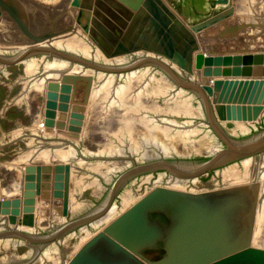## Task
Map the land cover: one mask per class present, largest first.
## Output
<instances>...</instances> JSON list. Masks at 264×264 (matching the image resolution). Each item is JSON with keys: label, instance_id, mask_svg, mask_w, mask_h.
<instances>
[{"label": "bare ground", "instance_id": "bare-ground-1", "mask_svg": "<svg viewBox=\"0 0 264 264\" xmlns=\"http://www.w3.org/2000/svg\"><path fill=\"white\" fill-rule=\"evenodd\" d=\"M141 14L143 15V18L140 20L139 26L136 27L135 33L140 34L142 42L143 40H146V43L145 45L139 43V46H137L136 48L137 49L143 48L158 52V45L155 43L154 35L150 31H148L149 15L139 12L137 22L139 21V16ZM177 17L179 18L178 15ZM226 22H225L226 25H228L229 27L232 26L231 21H226ZM234 26H242L245 27L242 30H247L251 26V23L242 22ZM223 29H224V25L220 27L214 26L213 28L208 29L205 33H201L199 35L196 34L198 40L200 39L199 42L201 41L202 43H200L201 47L199 48V50L194 53L193 64H195L196 59L200 55L206 57L214 53L215 50L210 51L209 49H207L206 43L210 40L209 37H213L214 39L213 34L216 32L220 33L221 31H223ZM261 32L264 33V31ZM135 33L133 34V38L136 36ZM71 37H76L78 38L79 41L87 40L84 31L82 29L77 28L76 26L73 32L59 36L56 39L46 41L38 46H32L28 48L23 46L3 47L0 45V61L3 59H6L7 63H10V61L11 62L15 61L16 65L25 67V70L29 74V75L26 74L27 77L28 76L32 77L30 79V82H27V79L24 82L26 85L25 93H28L29 91H33V93L34 92L36 93V90L39 91L41 89L46 91L50 83L51 84L53 83L51 81H53L54 79L60 80L62 78L63 81H65L64 78H70V79L73 78V80L76 81L75 85L72 86L73 88L72 90L75 93L74 96L76 102L79 100L77 102L78 104L79 102L86 103L88 107V112H87V114L89 115L87 116L88 122L85 125L86 128L84 130L86 134L88 133L89 139L91 140L92 138H94V133L91 130L93 128V124L95 123L97 124L101 122L103 129L107 128L108 131H113L110 133L111 136L112 134H114L115 136H119L118 134L121 133V135L127 137L126 138L127 140L130 139L131 141L130 143H128L127 140L123 139L124 141L121 142L123 145L121 147L118 145L117 151L111 150L110 148H109L110 152L105 148L102 149L101 151L96 150L94 152L91 149L86 150L91 152V155L92 154L94 155L96 153L95 157L99 155L105 158L101 162L92 163L88 161L89 159L86 160L79 157L75 149L69 147L63 149L62 147L63 145H65L63 143L66 142V141L62 142L64 139H68V140L70 139L75 143H78L80 140L84 139L82 135L85 136V134L82 133L78 135L76 132H75L76 134H74V132L73 134L70 133L68 134L67 132L66 133L60 132L62 134L60 135L57 134V137L59 136V138L57 137L55 138V139H59L57 142H51L50 144H46L41 149L38 148L39 149L38 151L35 150L34 152H32L33 154L31 159L33 161V164L37 165V167H41V164L43 163H50L54 167L58 164L70 166V171L72 167L87 168L88 170L99 173L100 176L105 178L107 183H110L111 181L113 182L115 178L116 179L119 178L121 174L125 173L126 170L130 169V167L132 168V165H134L133 162H138L140 165V164L159 161V160H184L194 157H210L212 155H215V153H218L222 149V145L218 142L217 137L211 132L212 130L207 128L208 117L205 113L202 99L198 95L193 94L192 92H189L184 88H180L182 87V85L178 84L177 86L176 85L177 83L174 81V79L170 77V75H168V73L165 70L157 67L154 64L156 63L161 64L166 69H171V71H173L178 77L179 75H182L183 77H187V79H189L188 80L189 83L195 82L196 84H198V86L204 87L206 86L205 85L206 78L204 75H202L201 72L197 70L196 67L189 68L188 66L187 68L182 69L179 64L177 65L173 64L171 60L168 62V59L164 58L163 56L162 58L150 56L147 54L146 51L138 54L136 53L128 54L127 52H124L120 55H115V57H112L107 55L101 48L97 49L94 45H90L86 42H85L86 44H84L83 42L79 43V41H73ZM129 37L130 34L129 36H126L125 40L132 44L133 41L129 39ZM225 40H227V43H233L231 37H228ZM262 51H264V49ZM23 53H25L26 56L21 58V60L18 59V57L21 56ZM39 53L42 54L49 53L52 55H57L59 57L54 58L55 60H52L51 56L49 57L48 55H42L40 58L31 57ZM241 53H249V52H241ZM62 57L74 58L78 60L81 59L87 65L84 66L81 64H74L70 60L64 59ZM142 58L150 59L149 61H147V63L149 64L142 63L143 66L141 67H146V68H141V69L138 68L137 70L134 69L133 71L126 73H116V74L104 73L101 71H95L94 69L87 67L90 66L89 64H95L103 67L119 68V66L130 65L133 61H137ZM44 63L46 65L44 68L46 71H43L42 72L43 74L42 73L38 74V72L41 71L39 70L41 64ZM8 66L9 65L7 64L0 63V74L4 72V70L2 69H7ZM216 76H220V75H216ZM249 76L250 75L241 76V77L248 78ZM216 82L217 81H215L214 83ZM213 88L215 90H218L219 88L221 89L222 86L220 87V84L216 83L213 85ZM23 93L24 92H22V94ZM29 93L31 94V92ZM155 93L157 96L155 95ZM159 101H162L165 107H168L170 109L169 112L170 111L173 113L179 112L181 114L185 112V115L192 117L190 119L194 118V120L188 119L189 120L188 122L183 123L181 125L180 124L177 125L176 122H173L172 120L173 125L170 124L171 122L169 123L170 125L167 124L166 122L165 125H161L160 121H158L159 119L156 116L155 117L151 116L147 112L140 113L139 116H137L135 115V112H133V111H141L142 109H145V111H153V112L157 111L159 109L158 106ZM99 110L103 111V117H105L111 112V116L117 118L113 119L112 117L109 120L112 124H110V122L107 120L103 121L104 119L100 121V118H97L99 115L98 113L100 112ZM131 118L132 119L135 118V119L131 120ZM156 118L158 120H156ZM139 119L141 121H138ZM204 119L205 120L207 119L206 120L207 122ZM178 127L181 129H178V131L176 130L177 132V133L175 132L176 134L168 135L167 137L168 139L169 138L178 139L180 136L182 137L180 139L181 142L178 141L179 142L178 145L175 142V144L173 143V145L171 144L170 146L161 144L160 139L163 138L164 140L167 139V137L161 138L159 133L165 132L168 134L171 133L172 131V130L170 131V129L172 128L174 129ZM223 127L226 128L227 133L232 137L246 136L250 132H253L256 128L255 123H251L249 125L243 122H237L233 127H229L226 125ZM108 128H110L111 130ZM38 129L39 128L37 127V132L45 131V128L44 130H41L40 128L39 131ZM87 129L89 130V132L86 131ZM46 132L50 133L52 132V130L46 129ZM48 133L47 134L45 133V135L47 136L52 135ZM99 135L100 134H98V136ZM196 135H199L200 139L199 138L192 139V137ZM95 137H96L95 139H97V135ZM105 144H102V146H104ZM167 144L169 143L167 142ZM94 149H97V147H95ZM104 151L106 152L108 151V152L106 153ZM41 159H44L45 161L42 162ZM113 159H120V161H113ZM29 162L31 161L29 160ZM27 167L28 166H26V170ZM28 169H30V165ZM21 171L23 173L24 170ZM21 171L16 170V172H21ZM95 179H93V183H92V186H96L95 187L96 189L94 190L93 194L96 196L97 199H100L106 193L107 186H105L106 184L104 185L101 182H99L98 179L97 180ZM90 182L88 181V183ZM140 184L141 185L133 184L128 188H126L129 191L124 192V194L121 196V199L119 201L117 202L114 201L112 207L106 213H104L102 217L98 219L96 222H93L91 225L87 227L85 226L84 228L74 232L73 234H70L69 237L67 236V238L64 237L63 239L54 242V244L52 243L53 245L50 244L51 246L48 247L45 251H43L41 254L39 253L42 250L39 251L38 253V251L34 249L36 251L35 253L36 255L32 254V250H30L27 254L18 256L15 253H13L11 250L20 247L21 245H23V242L20 240H13L12 244H14V248L12 247V249L10 250L11 253L9 252L8 257H6L5 260H3L4 258L3 259L1 258L2 260L0 259V264H12V263L26 264L24 262L27 259H31L33 257L34 260L31 261L29 264H63L64 262L62 261L64 260V257L65 258L67 257L65 263L69 264L70 263L69 261L76 256V253L81 251L93 238L97 237L101 232H103L106 227H108L112 222H114L117 218H119L125 211H127L130 207H132V205L143 199L146 195H148L157 188H163L170 191H177L183 194H187L186 196L190 197V199L197 200V202L205 201L210 205H217V203H219L225 197H232V196L242 200V202H244L246 206L249 204L251 205L253 201L255 202L256 213L255 216L253 217L254 230L252 236V243L253 245L258 246L261 244V239H264V152L256 156L244 158L242 160L224 166L220 169H217L212 180L208 183L202 182L201 179L186 180V179L175 178L173 176H169L165 174H160L156 178H152L151 176H146L142 178ZM17 185L19 187V184ZM137 186L139 187L136 188ZM146 188H151L152 190H150L149 192L147 191L146 194L144 193V190ZM210 189H214L215 193L207 194ZM194 190H198L200 195L190 194L194 192ZM20 191L16 190L17 197L13 198L12 201L13 205L19 204L20 206V203L23 202V201L22 202L17 201V200L21 201L20 197L22 198L21 196L22 192ZM74 199H76V197ZM72 202L73 200H71V202H69L68 204ZM73 203L72 205H74ZM23 204L24 203H22V205ZM76 208L77 206H75L73 209L72 208L70 209H72L73 210L72 212H74ZM83 208L82 210L87 211L88 206L85 209ZM15 210L17 211V207ZM164 210L165 209L162 208H156L153 209L152 211L150 210L148 212V215L151 214L152 216H154V213H160L161 211L166 212L167 209L165 211ZM172 218L174 219V216ZM65 221L69 222L66 216L61 221H56V223L54 222V224L51 225V228L52 226L54 227V229L52 230L56 231L60 229V227L66 224ZM18 222L20 221H14L13 223H9V222H5L3 219L0 218V237L5 236L3 235L4 233L2 232H5L8 228L10 229L9 231H11V229L14 228L16 229L15 232L18 231L19 234L23 233V234H28L29 236L30 235L37 236V234H39L40 230L38 228L28 229L27 227L23 226L21 222L20 225L16 224ZM7 223L9 224V226ZM13 236H18V235H13ZM73 238H77L79 240L76 247H74L75 245H72L71 243L72 241H70ZM9 242L11 241H8L7 243ZM6 245L9 246V244ZM6 245L4 246L6 247ZM262 248L264 249L263 246ZM89 254L93 258L102 262L103 264H137L135 261L127 258L126 256L113 251L112 248H110V246H108V244H106L104 241L100 242L98 245L92 248L89 251Z\"/></svg>", "mask_w": 264, "mask_h": 264}, {"label": "rangeland", "instance_id": "rangeland-1", "mask_svg": "<svg viewBox=\"0 0 264 264\" xmlns=\"http://www.w3.org/2000/svg\"><path fill=\"white\" fill-rule=\"evenodd\" d=\"M38 1H41L42 3H45V4L53 5V4H56L59 0H38ZM119 1L125 4L126 6L131 7L133 10L137 9L141 5V0H119ZM163 1L164 3H166V5H168V7L172 10V12L176 16L177 15L179 16V18L181 19L179 20L182 23H184V25L187 26L188 28L206 29V28H213L214 25H217L220 27V26H223L222 22L224 23L226 21H231L232 26L237 25L242 22L251 23V26L249 27V29L241 30L237 36L231 38L233 43H227V40L217 39L218 33L217 32L214 33L213 34L214 39L213 37H209L210 40L206 43L207 49H209L210 51L215 50L214 53L206 57L202 55L199 56L196 59L198 63L195 61V64H192L191 66H189V68L196 67L197 70L201 72L202 75L205 76L206 78L205 85H209L211 87H213V85L216 83H219L221 87L223 86L224 81L227 79L235 81L236 87L234 88V90H232V92H230L229 96L222 95V89H223L222 87L221 89L219 88L218 90H216L214 96L210 99V101H212L211 102L212 108L218 110V112H220V115H223V117H225L226 119L223 121L224 123L223 126L226 125L229 127H233L235 126L237 122H243L249 125L251 123H255V127L258 130L257 132L264 130V77L255 76V75L261 74L260 73L261 69H264V63L262 62L260 58H257V57H261L264 55V51H262L264 49V33L261 32V31H264V29L260 27L261 25H264V0H227L226 3H223L220 0H209L208 2L207 1L204 2V0H163ZM204 3L206 4V7H204ZM98 6L99 7L94 6V9L91 11L86 10V9L79 10L77 14L76 26L77 28L82 29L84 31L88 41L86 39H85L86 41H84L83 39H82L83 41H79L78 38L76 37H71V38L73 41H79V43L83 42L84 44L88 43L90 45H94L97 49H100L96 41L88 33L91 23L93 22L94 24L97 25L98 21H100L101 19V20H105L107 22V25H109V27L114 28L116 26V22H119L122 25H125L124 24L125 22L118 14H116V12H114L110 8L103 5L102 2H99ZM142 18H143V15L141 14L139 16V21L136 23V26L133 29L131 36L129 37V39L133 41L132 45L134 46L133 47L134 49L137 46H139V43H142L140 34L135 33L136 27L139 26L140 20ZM219 29H222V28H219ZM134 33L136 34V36L133 38ZM127 48L128 47L124 45L122 46L123 50L121 49L118 50L117 48L115 49L114 53L115 55H120L124 52H127L128 54L130 53L138 54V53L146 51L147 54L150 56L160 57V58H162L163 56L164 58H166L164 55L158 53L157 51H152V50L143 49V48L138 49V50L132 49L131 51V50H127ZM241 52H249V53H241ZM42 55H48L49 57L51 56L52 60H55L54 58L59 57L57 55H52L49 53H44V54L39 53L31 57L40 58ZM115 55H112V57H115ZM169 61L170 60L168 59V62ZM171 62L176 65L178 64L176 60L171 61ZM74 64H77V63H74ZM45 66H46L45 63L41 64L39 68V70L41 71L38 70L39 71L38 74L42 73L43 71H46L44 69ZM141 68H146V67H141ZM2 70H4V72L0 74V77H1L0 79V195H1L0 196V218L3 219L5 222H9V223H13L14 221H20L22 225L27 227L28 229L38 228L40 232L39 234H37V236H45L48 234V232L53 231L52 229H54V227L52 226L51 228V225H53L54 222L56 223V221H61L63 218H65L62 211L65 210L66 203H67V209L69 210V215L67 219L69 221L79 219L82 216L87 215V213L90 212L91 210L94 211L95 209H97L104 202V200L106 199L108 195V191L110 187H112V185L116 181V178L115 180H113V182L111 181L110 183H107L105 178L100 176L99 173L88 170L87 168H73L72 167L70 174H69L66 168H64L65 165L58 164L54 167L50 163H43L41 164V167L49 166V167H52L53 169V171L50 174V182L48 183L49 187H47L46 181H44L43 177H41L43 173L41 174V172H38L39 167L33 164V161L31 159L32 154H33L32 152H34L35 150L38 151L39 149L44 147L46 144H50L51 142H57L59 140V139H55L57 137V134L60 135L66 132L68 134L69 133L73 134L74 132V134L77 133L79 135L83 133L85 134V136L82 135L84 139L80 140L79 141L80 143L79 142L75 143L74 141L70 139L69 140L64 139L62 142L64 141L66 142L63 143L65 145H63L62 147L63 149L67 147L73 148L77 151L79 157H81L82 159H86V160L89 159L88 161L95 163V162H101L105 158L99 155L98 156L96 155L97 157H95L96 153L94 155L93 154L91 155V152L86 151V150L91 149L94 152L96 150L101 151L102 149L105 148L109 152H110V149L117 151L118 145L121 147L123 145L121 142L124 140H127L126 139L127 137L121 135V133L118 134L119 136H115L114 134H112L111 136L110 133L113 131H108L107 128L103 129L102 123L99 122L97 124L96 123L93 124V128L91 130L94 133V138H92L91 140L89 139L88 133L86 134L84 130L86 128L85 125L88 122V119H87V116H89L87 114L88 107L86 103L79 102L78 104L77 103L79 101L78 99H77L78 101L76 102V99L74 96L75 93L72 90L73 89L72 86L75 85L76 81L73 80V78L72 79L64 78L66 82L63 81L62 78L60 80L54 79L53 81H51L53 83L52 84L50 83L48 89L45 88L46 91L42 89L39 91L36 90V93L35 92L33 93V91H29L31 92L30 94L29 92L25 93L26 85L24 82L26 79H27V82H30V79L32 77L30 76L27 77V75L29 74L25 70L24 66H20V65H16L15 63H12L11 65L8 66L7 69H2ZM235 73L237 74L234 75ZM248 74L250 75L248 78L241 77V76H245ZM216 75H220V76H216ZM215 81L217 82L214 83ZM176 85L178 86V84ZM22 92L24 93L22 94ZM159 103H162V104H159ZM159 103H158L159 109L157 111H154V112L145 111V109H142L141 111H133V112H135V115L137 116H139L140 113H144V112L149 113L151 116H154V117L156 116L159 119L158 120L156 118V120L160 121L161 125H165L166 123L169 124L170 122H171L170 124L173 125L172 120L173 122H176L177 125L186 123L189 120H194V118L190 119L192 117L185 115V112H183L182 114L179 112H176V113L175 112L173 113L171 111L169 112L170 109L168 107H165L162 101H159ZM99 111L100 112L98 113L99 115L97 118H100V121L103 119H104L103 121H106V120L109 121L112 117L113 119L117 118V117L111 116V112L105 117H103V111L101 110ZM133 119L131 118V120ZM83 120L86 123H84ZM40 121L45 123L44 132H37L38 126L36 125L41 123ZM138 121H141V120L139 119ZM110 124L112 123L110 122ZM193 128H196V127H193ZM207 128L212 130L211 127H209V125ZM46 129H50L52 130V132L48 133L46 132ZM178 129H181V128L179 127L174 128V129L172 128L170 129V131L172 130L171 133L167 134L165 132H161L159 133V135L161 138L167 137L168 135L176 134L177 133L176 130L178 131ZM86 131L89 132L88 129ZM211 132L216 136V134L213 131ZM45 133L52 134V135L47 136L45 135ZM98 134L100 135L98 136ZM96 135H97V139H95ZM57 138H59V136ZM181 138L182 137L179 136L178 139L172 138L173 139L172 140L170 138L168 139L167 137V139H164L165 141L163 140V138L162 139L159 138V139L161 140V144L170 146L171 144L173 145V143L175 144V142L178 145L179 144L178 141H180ZM198 138L200 139L199 135L192 137V139H198ZM217 140L222 145L218 137H217ZM127 141L128 143H130L131 140L128 139ZM167 142L169 144H167ZM102 144H105V145L102 146ZM95 147H97V149H94ZM223 147L224 146L222 145V148ZM203 158L204 157H194L191 159H184V160H204ZM29 160L31 162H29ZM41 160L42 162L45 161L44 159H41ZM113 161H120V159H113ZM133 163L134 165H132V168L130 167V169H133L135 164L139 165L138 162H133ZM23 164H25L28 167L30 165V169H28L27 167V170H26V166ZM56 167L57 168L61 167L63 169H58L57 171H55V169H57ZM19 168L20 169L22 168L21 170H24L23 173ZM130 169L126 171H130ZM16 170L21 171V172H16ZM215 172L210 174L207 177H204L203 179H201V181L204 183L210 182L213 176L215 175ZM94 177L97 178L99 182H101L104 185L106 184L105 186H107L106 193L100 199H97L96 196L93 194L94 190L96 189L95 188L96 186H92L93 179H95ZM156 177L157 176H155L154 178ZM141 180H142V177L140 176L139 177L135 176L132 179H130L126 183L124 188H122L119 191L118 197L116 198V202L121 199V196L124 194V192L129 191L126 188H128L129 186L133 184L141 185L140 184ZM88 181L89 182L91 181V182L88 183ZM17 184H19V187ZM138 187L139 186H137L136 188ZM39 188H40V192H39ZM23 189H24V192H23ZM16 190L17 191L22 190L20 191L22 192L21 193L22 198L18 196L20 197L21 201L19 200L17 201L18 202L23 201L22 202L24 203L23 205L22 203H20V206L19 204L13 205V202H12L13 198L17 197ZM150 190L152 189L146 188L144 190V193H146L147 191L149 192ZM70 192L74 196L71 195ZM173 192L180 193L177 191H173ZM212 193H215L214 189H210L207 194H212ZM190 194L200 195L198 190H194V192ZM184 195H187V194H184ZM70 196H73V197H70ZM75 197L76 199H74ZM71 200H73L74 203L73 202L72 203L75 206H77L76 210H74L75 213L72 212L73 211L72 209L75 206L72 205V203L68 204L69 202H71ZM68 206L72 209H70ZM87 206L88 208L90 206L89 209L87 208V211L82 210L83 207H84L83 209H85ZM16 207H17V211L15 210ZM255 210H256L255 207H253L250 204L247 206L244 205V208L240 207L236 209V213L234 214L235 218L232 219V221H234L233 222L234 226H232L233 229H231L230 231L229 241H237L236 238L237 236L240 235L239 233H241L242 235L243 234L246 235L250 231V233L253 234V230H254L253 229L254 228L253 227L254 225L253 217L255 216V213H256ZM71 216L72 217L75 216V217L72 218ZM251 217H252V220H251ZM148 219H149V224L152 228H155V229L158 228L159 230L158 239L154 243L136 248V250L142 255V257H139L137 255H134V256L138 259V261L144 264H147L145 259L153 261V262L167 260L169 257V252L167 249V241L171 234V231L177 225L178 219H175V218L173 219L172 216H170L169 211H166V212L161 211L160 213H154V216L150 214L148 215ZM20 222L16 224L20 225L21 224ZM30 222H32L33 225H30ZM9 230L10 229L8 228V231ZM6 231L2 233H6ZM73 233L74 231L68 233L65 236V238H67V236L69 237V235ZM77 238H73L74 240L73 239L70 240L72 241L71 242L72 245H75L74 247H76L79 241ZM13 240L22 241L21 239L15 238V237H7V238L0 237V248H2L0 249V259L4 258L3 260H5L6 257H8L10 250L12 249V247L14 248V244H12ZM8 241H11V242L7 243ZM263 241L264 239H261V244L258 245L259 248H262V246L264 247ZM22 242H23V245H21L20 247H17L18 249L17 248L12 249L11 251L18 256L25 255L30 250H32V254L36 253L35 251L36 249L34 250V248H32L31 246L26 245L24 241ZM5 243L9 244V246L6 245ZM4 245H6V247ZM33 245L43 246V244H40V243H34ZM51 245H49L48 247H50ZM48 247L44 248L39 254L45 251ZM33 260H34V257L31 259H27L26 260L27 262L25 261L24 263L29 264ZM66 260H67V257L66 258L64 257V260L62 261L64 262L63 264H66L65 263ZM12 264H15V263H12Z\"/></svg>", "mask_w": 264, "mask_h": 264}, {"label": "water", "instance_id": "water-1", "mask_svg": "<svg viewBox=\"0 0 264 264\" xmlns=\"http://www.w3.org/2000/svg\"><path fill=\"white\" fill-rule=\"evenodd\" d=\"M59 1L50 5L38 0H0V45L29 48L71 33L75 30L79 10L91 11L94 6L99 7L98 3L102 2L125 22V25L116 22L114 28L109 27L107 22L101 19L97 25L91 23L88 33L107 55H115V49L123 50L122 46L124 45L128 47L127 50H135L134 46L125 39L129 34L131 36L137 23L138 14L142 12L149 15L148 31L154 35L158 52L171 61L176 60L181 68L185 69L193 64L194 53L201 47L200 43L202 42H199L200 39L198 40L196 34L205 33L210 29L188 28L163 0H141V5L135 10L119 0ZM220 1L226 3L227 0ZM222 25H224V29L217 35V39L220 40L235 37L240 33V30L245 28L242 26L229 27L225 22H222ZM260 27L264 29V25ZM145 43L146 40H143L142 44L145 45ZM136 50L138 49L136 48ZM22 55L18 59L21 60L26 56L25 53ZM62 58L73 63L87 65L81 59ZM257 58H260L264 63V55ZM149 60L142 58L133 61L130 65L119 66V68L95 64H89L90 66L87 67L104 73H126L141 68L142 63L149 64L147 63ZM0 63L11 65L15 61L7 63L6 59H3ZM154 65L165 70L177 84L182 85L180 88H184L202 99L208 117V125L224 147L215 155L204 157V160H159L140 165L135 164L133 169L126 171L116 179L104 202L94 211L88 212L87 215L70 220L60 229L48 232L45 236H29L28 234H19L18 231L15 232L16 229H11V231L7 229L3 234L5 236L2 237L19 238L39 253L68 233L76 232V230L87 227L100 219L112 207L119 191L135 176L154 178L165 174L186 180L203 179L217 169L264 152V130L243 137H232L227 133L226 128L222 125L226 120L225 117L220 115L218 110L212 108L210 99L216 92L213 87L209 85L200 87L195 82L189 83L187 77L182 75L178 77L171 69H166L161 64ZM260 73L256 76L264 77V69H261ZM222 87V95L229 96L236 87V83L234 80L227 79ZM64 168L70 174V167L65 166ZM58 169L63 168L58 167L55 171ZM38 170L41 174L43 173L42 177L49 187L52 167H39ZM244 205L246 206L242 200L233 196L225 197L217 205H210L205 201L197 202V200L190 199L183 193L157 188L93 238L69 264H103L89 254V251L102 241L108 244L113 251L126 256L137 264H144L138 261L134 255L142 257L136 248L154 243L158 239L159 230L152 228L148 219V212L156 208L167 209L170 216L178 219V223L171 231L167 241L168 259L159 262L145 259L147 264H264V249L252 244L253 234L250 231L246 235L239 233L237 241H229V234L234 226L232 219L235 218L236 209L244 208ZM251 205L255 207V202L252 201ZM62 212L67 218L69 215L67 203ZM30 225H33L32 222ZM34 243H40L43 246H35Z\"/></svg>", "mask_w": 264, "mask_h": 264}, {"label": "built area", "instance_id": "built-area-1", "mask_svg": "<svg viewBox=\"0 0 264 264\" xmlns=\"http://www.w3.org/2000/svg\"><path fill=\"white\" fill-rule=\"evenodd\" d=\"M38 127H39V129L41 128V130H44L45 124L43 122H41L38 124Z\"/></svg>", "mask_w": 264, "mask_h": 264}, {"label": "flooded vegetation", "instance_id": "flooded-vegetation-1", "mask_svg": "<svg viewBox=\"0 0 264 264\" xmlns=\"http://www.w3.org/2000/svg\"><path fill=\"white\" fill-rule=\"evenodd\" d=\"M207 122V121H206ZM210 126V125H209ZM256 129V128H255ZM258 130H255L254 132H250L249 134H254V133H256ZM248 134V135H249Z\"/></svg>", "mask_w": 264, "mask_h": 264}, {"label": "crops", "instance_id": "crops-1", "mask_svg": "<svg viewBox=\"0 0 264 264\" xmlns=\"http://www.w3.org/2000/svg\"><path fill=\"white\" fill-rule=\"evenodd\" d=\"M206 1L208 2L209 0H204V2H206ZM204 7H206V4L205 3H204ZM202 10H203V8H202Z\"/></svg>", "mask_w": 264, "mask_h": 264}]
</instances>
